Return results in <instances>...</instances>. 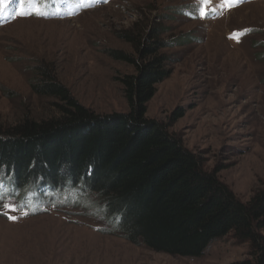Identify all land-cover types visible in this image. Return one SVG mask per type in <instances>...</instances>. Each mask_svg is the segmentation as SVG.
<instances>
[{
  "label": "rangeland",
  "instance_id": "rangeland-1",
  "mask_svg": "<svg viewBox=\"0 0 264 264\" xmlns=\"http://www.w3.org/2000/svg\"><path fill=\"white\" fill-rule=\"evenodd\" d=\"M47 5L49 12L52 0ZM37 7L43 10L41 3ZM57 13L0 16V129L57 114L54 99L31 91L40 64L53 66L91 110L128 111L117 77L135 68L107 51L133 52L118 33L136 22L143 28L159 23L167 40L185 44L165 49L173 72L156 86L147 117L197 151L207 170L221 167L220 179L240 199L249 200L264 187V0L231 8L222 0L203 5L198 0H62ZM243 30L248 32L234 38ZM177 107L186 113L171 123ZM48 193H29L25 199L34 202L21 201L42 206L37 215L24 205L0 214V264H232L249 255V244L231 234L214 240L200 257L156 252L108 232L109 220L92 211L46 206ZM7 211L0 207V213Z\"/></svg>",
  "mask_w": 264,
  "mask_h": 264
},
{
  "label": "trees",
  "instance_id": "trees-1",
  "mask_svg": "<svg viewBox=\"0 0 264 264\" xmlns=\"http://www.w3.org/2000/svg\"><path fill=\"white\" fill-rule=\"evenodd\" d=\"M61 1L52 0L47 17L58 16ZM49 3L44 0L42 9ZM166 31L159 23L143 28L136 22L118 33L133 52L107 51L135 68L117 77L128 111L91 110L74 97L53 66L37 65L31 91L54 99L57 114L0 129V185L6 183L0 192L8 203L22 206L21 201L34 202L25 199L29 193L47 191L46 206L92 211L109 220L108 232L173 256L200 257L214 240L231 234L236 242L249 244V255L232 264H264V187L249 200L240 199L220 179L221 167L207 170L197 151L168 126L147 117L156 86L173 72L165 49L185 44L167 40ZM185 113L177 107L171 123ZM41 207L24 205L31 215L42 212Z\"/></svg>",
  "mask_w": 264,
  "mask_h": 264
},
{
  "label": "snow or ice",
  "instance_id": "snow-or-ice-1",
  "mask_svg": "<svg viewBox=\"0 0 264 264\" xmlns=\"http://www.w3.org/2000/svg\"><path fill=\"white\" fill-rule=\"evenodd\" d=\"M210 2L211 0H198V3L200 5L209 4ZM222 2L228 8H231L236 4H238L239 0H222ZM38 3L42 4L44 3V0H0V16H3L5 13H8L13 17H15L17 14L21 17L29 16L32 14L42 17H47L49 15L48 12L38 9L37 7ZM9 5H15V7H10ZM200 18H204L203 9H201ZM234 38H238V37H234ZM0 187H2V185H0ZM0 207L8 210L5 213H0L5 215H9V213L19 210L18 205L4 202L3 192H0ZM24 215H27V213L25 212ZM9 218L17 219V217L14 216H9Z\"/></svg>",
  "mask_w": 264,
  "mask_h": 264
}]
</instances>
